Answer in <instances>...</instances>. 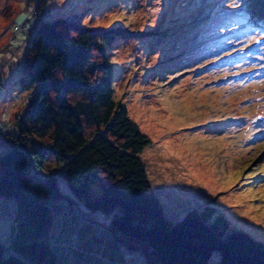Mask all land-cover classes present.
<instances>
[{
  "label": "rangeland",
  "instance_id": "rangeland-1",
  "mask_svg": "<svg viewBox=\"0 0 264 264\" xmlns=\"http://www.w3.org/2000/svg\"><path fill=\"white\" fill-rule=\"evenodd\" d=\"M37 1L0 0V124L12 127L37 85L16 80L39 19L118 30L107 45L113 95L151 138L139 156L165 214L211 204L208 221L226 218L223 237L242 229L264 241V0ZM22 22L29 30H15ZM54 173L61 195L32 167L25 188L50 206L58 264H149L110 225L112 212L88 208ZM19 215L15 196L0 194V240ZM220 257L213 250L205 264Z\"/></svg>",
  "mask_w": 264,
  "mask_h": 264
},
{
  "label": "trees",
  "instance_id": "trees-1",
  "mask_svg": "<svg viewBox=\"0 0 264 264\" xmlns=\"http://www.w3.org/2000/svg\"><path fill=\"white\" fill-rule=\"evenodd\" d=\"M118 32L62 15L41 18L33 29L16 81L37 85L12 127L0 124V194L15 196L20 212L0 240V264H58L46 238L50 206L42 190L25 188L30 167L54 197L61 195L54 173L60 167L84 205L112 212L110 225L149 264H205L213 250L222 264H264V241L242 229L223 237L226 218L208 221L211 204L175 220L165 214L139 156L151 138L113 95L107 45Z\"/></svg>",
  "mask_w": 264,
  "mask_h": 264
},
{
  "label": "built area",
  "instance_id": "built-area-1",
  "mask_svg": "<svg viewBox=\"0 0 264 264\" xmlns=\"http://www.w3.org/2000/svg\"><path fill=\"white\" fill-rule=\"evenodd\" d=\"M24 27V24H19V25H16L15 26V29H21V28H23Z\"/></svg>",
  "mask_w": 264,
  "mask_h": 264
}]
</instances>
